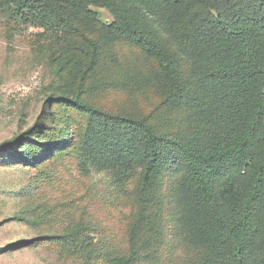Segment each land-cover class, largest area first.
Returning a JSON list of instances; mask_svg holds the SVG:
<instances>
[{
  "label": "trees",
  "instance_id": "obj_1",
  "mask_svg": "<svg viewBox=\"0 0 264 264\" xmlns=\"http://www.w3.org/2000/svg\"><path fill=\"white\" fill-rule=\"evenodd\" d=\"M100 9L113 22L103 23ZM0 13L58 40L54 72L73 75L77 88L53 90L44 108L62 103L86 116L81 166L111 171L120 184L140 168L128 253L113 264H137L144 229L169 220L198 251L191 264H264V0H0ZM117 42L158 65L152 81L167 94L149 115L84 99L107 60L118 66L107 52ZM172 107L189 112L174 117ZM42 118L0 145L1 161L38 169L77 149L67 126L45 138L50 113ZM6 220L41 218L18 212ZM64 237L14 241L0 254Z\"/></svg>",
  "mask_w": 264,
  "mask_h": 264
},
{
  "label": "rangeland",
  "instance_id": "obj_2",
  "mask_svg": "<svg viewBox=\"0 0 264 264\" xmlns=\"http://www.w3.org/2000/svg\"><path fill=\"white\" fill-rule=\"evenodd\" d=\"M99 12L103 23L113 22L105 9ZM59 48L52 33L18 26L0 13V145L30 129L38 118L42 121L47 112L49 135L45 138L55 136L57 126H67L78 140L75 151L38 169L15 167L10 158L0 160V248L22 239L71 233L2 253L0 264H113V258L128 253L140 168L128 182L120 184L111 171L81 166L78 143L87 132L86 116L62 103L47 107V112L44 108L53 90L73 93L77 88L73 75L65 73L59 79L54 72ZM107 52H114L119 64L107 60L91 77L94 85L84 99L115 113L151 114L167 94L152 81L158 72L156 61L124 43H115ZM188 112L187 108L170 110L174 117ZM18 212L41 221L28 225L6 220ZM78 226L82 229L73 231ZM185 240L170 220L155 224L153 232L144 229L137 264H191L198 251L187 247Z\"/></svg>",
  "mask_w": 264,
  "mask_h": 264
}]
</instances>
